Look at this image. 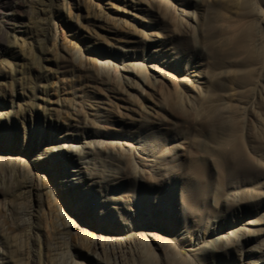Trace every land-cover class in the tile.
Returning <instances> with one entry per match:
<instances>
[{"label":"rangeland","instance_id":"374dc122","mask_svg":"<svg viewBox=\"0 0 264 264\" xmlns=\"http://www.w3.org/2000/svg\"><path fill=\"white\" fill-rule=\"evenodd\" d=\"M0 3V264H264V0ZM247 31L255 59L234 41ZM170 43L184 55L171 58L173 85L147 57ZM70 135L81 182L61 172ZM195 156L213 186L202 211L177 194L144 205ZM239 162L250 172L216 191Z\"/></svg>","mask_w":264,"mask_h":264},{"label":"bare ground","instance_id":"6f19581e","mask_svg":"<svg viewBox=\"0 0 264 264\" xmlns=\"http://www.w3.org/2000/svg\"><path fill=\"white\" fill-rule=\"evenodd\" d=\"M18 1V0H17ZM7 3V2H6ZM5 3V4H6ZM15 3V2H14ZM23 1H19L18 3L15 4V6H18V5H22ZM1 5V3H0ZM3 5V4H2ZM8 5V4H7ZM11 5V4H10ZM6 6V5H4ZM14 6V7H15ZM142 9V8H141ZM5 11V10H3ZM10 11V10H9ZM14 11V10H13ZM20 11V10H19ZM22 11V10H21ZM181 12L184 14V10L181 9ZM1 13V11H0ZM3 13V12H2ZM14 13V12H12ZM10 13V14H12ZM17 13V12H16ZM15 13V14H16ZM8 14V13H7ZM14 18V17H13ZM2 19V18H1ZM16 20V19H15ZM1 22V20H0ZM11 22V21H10ZM147 23H149V25H152V22L151 21H146ZM9 23V22H8ZM2 24V23H1ZM2 29V27H1ZM4 32V31H3ZM7 32V31H6ZM2 34V33H1ZM6 35V34H5ZM157 38H152L150 39V41H156ZM2 42V40H0ZM235 43L242 47V48H245L246 50L249 51V56L250 58L252 59H255L256 58V52L252 50V46H253V40H252V34L250 33V31H247V32H244L243 34H240L239 36H237L235 38ZM4 43V42H3ZM162 43V42H161ZM3 47V46H2ZM5 47V46H4ZM137 55V54H136ZM183 55V53L180 51L179 48H177V45L175 44H157V45H154L150 51L148 52L147 54V57L149 59V66L156 72L158 73L159 76H161L162 78H166L168 79L172 85L174 83L175 80V76L174 74L172 75L171 72H169L168 68L171 67V58L173 60H175V58L178 60L180 59ZM147 59V58H146ZM173 66V65H172ZM146 79V78H145ZM145 79L143 78V81L144 83L145 82ZM161 80V78H160ZM163 81V79H162ZM161 82V81H160ZM164 82V81H163ZM176 84H174L175 86ZM157 87V86H155ZM159 87V86H158ZM158 89V88H156ZM161 89V88H160ZM159 89V90H160ZM153 90V89H152ZM155 90V89H154ZM161 91V90H160ZM161 94V92H160ZM164 97V96H163ZM162 97V98H163ZM153 106H155V104H152V108ZM152 110H155V109H152ZM211 137V138H210ZM208 138V144L207 146H211V145H216V138L217 136H210ZM70 140H72L73 142H69L68 144L66 143H62V144H59L57 145V149H68V151L70 152V155H69V158H70V161L73 163V166L71 168H69L68 170H65V169H62L61 172H65V171H68L67 174H62L64 177H68V179H73V180H79L81 182V173H83L84 170L83 169V166H82V159L84 158H81V161H79L80 157L78 156H81V154L79 153L80 152V145H76L75 143L79 142L81 140L80 137H76L75 135H70ZM139 139V138H138ZM141 140V139H140ZM76 141V142H74ZM86 141V140H85ZM110 141V140H109ZM133 141V140H132ZM152 140H150L151 142ZM111 142V141H110ZM165 142V141H164ZM167 142V141H166ZM204 142V141H203ZM74 143V144H73ZM141 143V142H140ZM139 143V144H140ZM152 143H155V142H152ZM151 143V144H152ZM161 142H159V144L157 145H160ZM234 143V144H233ZM164 144L165 143H161ZM203 144V143H202ZM226 144L230 145V146H233V145H238L237 142H226ZM137 146V145H136ZM153 144H152V148H153ZM135 147V146H134ZM138 147V146H137ZM160 147V146H159ZM171 147V146H170ZM80 148V149H79ZM139 148H141V146H139ZM163 149H165L164 147H162ZM169 148V147H168ZM174 148V147H172ZM136 149V148H135ZM162 149V150H163ZM168 150V149H167ZM84 150L82 149V152ZM157 151V150H156ZM161 151V149H160ZM173 151H175V149H173ZM172 151V152H173ZM159 152V151H158ZM161 152H164V151H161ZM166 152V150H165ZM169 150H168V154H169ZM170 152V153H172ZM166 153V154H167ZM155 154V152H154ZM159 154V153H158ZM157 153L155 155H158ZM165 153H163L164 155ZM165 154V155H166ZM193 154V153H191ZM84 155V154H83ZM161 155V154H160ZM165 155L163 157H165ZM77 156L75 159L74 157ZM154 157V155H153ZM152 157V158H153ZM162 157V155H161ZM162 157V158H163ZM86 158V157H85ZM147 158V157H146ZM159 158V157H157ZM86 160V159H85ZM88 160V159H87ZM149 160V159H147ZM146 160V161H147ZM166 161H168V159H165ZM162 160H158L159 162H161L160 164H162L163 162ZM158 161H155V162H158ZM186 161L189 162V165L185 171V173L183 175H178V173H176V177H178V181L177 183H174V182H169L168 186L163 188L164 185L163 183L161 184H158V185H153L152 187H150V189L148 190V195H143L142 197H140V199L142 200V202L144 203V205H146V202L148 201L149 198H153L154 200L152 201L153 204H154V210H157V208L160 209L163 208V207H168L170 201L172 200V198L175 196V194L178 195V199L179 201L177 202V205H179L180 207L182 206V208L186 209L187 211H190V212H200L201 210V207L203 206V201H205V199L207 200V196L210 195V191L211 189L213 188L212 186V182L211 180L212 179H209V176L207 175L208 173H206V170H205V167L202 165V163L198 160V158L195 157H189L188 160L186 159ZM88 163V162H87ZM148 163H151V162H148ZM166 163V162H165ZM84 164V163H83ZM152 164V163H151ZM157 164V163H156ZM168 164V162L166 163ZM240 164H242V162H239V164L235 167H231V168H228L227 166L224 167L222 169V179L220 180V183L217 184L215 187H216V191H219V190H222L221 187L222 185L224 184V182H226V180H232L234 178L237 177V173L239 171H243L245 173L247 172H250L249 171V168L246 167V166H243L241 165L240 167ZM148 165V164H147ZM226 165V164H224ZM159 166V165H158ZM161 166V165H160ZM173 166V164L171 165ZM151 167V166H150ZM166 167V166H165ZM169 166H167L166 168H168ZM153 168V167H152ZM155 168V167H154ZM162 168V167H161ZM164 168V167H163ZM170 168V167H169ZM171 168H174L173 170L170 169V171L172 170L174 172V170H178L179 167H177V169H175V167H171ZM181 170V168H179ZM163 170V169H162ZM162 170H157L159 171L158 174L160 176V178L165 181V175L166 174H163V172L161 173ZM167 170V169H165ZM170 171H166L167 173H170ZM88 173V172H87ZM165 173V172H164ZM182 172H180L181 174ZM170 174H173V173H170ZM171 176V175H170ZM168 177V176H167ZM67 179V178H65ZM170 181V179H169ZM91 184V183H90ZM89 184V185H90ZM153 184V183H152ZM130 188V189H129ZM132 188V185L131 183H128V186L126 188V190H131ZM134 189V188H133ZM132 189V190H133ZM226 189V188H225ZM125 190V189H124ZM131 190V191H132ZM213 190V189H212ZM214 192V195H213V198L215 199L216 198V193L217 192ZM129 193V192H128ZM126 193V191L124 193H121L119 196L121 197V201H120V209H122L124 212H127L128 210H132L131 207H130V203H131V198H130V195ZM134 193V192H133ZM213 194V193H212ZM108 196V195H107ZM133 197V196H132ZM119 198V197H118ZM157 206V207H156ZM86 207H88L90 210L92 209V204L88 201L87 202V205ZM112 208H115V206H113ZM134 208V207H133ZM89 210V212H90ZM183 211V210H181ZM202 211V210H201ZM93 212V211H92ZM91 212V214H92ZM84 214L87 215V217H85L86 220H91V218L89 217L90 213H85ZM134 214V213H133ZM183 214V213H182ZM124 221H122V223H116L118 225V231L120 232H123L124 230H127L128 229V226H127V222H126V218H122ZM153 223L157 222V220L153 219L152 220ZM161 225V224H160ZM226 227L225 226H218L217 227V232L218 233L219 231H222L224 230ZM219 238L220 235L217 234ZM156 245L158 248L160 249H163V246L161 245V243L159 241L156 240ZM123 260L124 258L119 256L118 257V261L116 260L114 264H122L123 263Z\"/></svg>","mask_w":264,"mask_h":264}]
</instances>
